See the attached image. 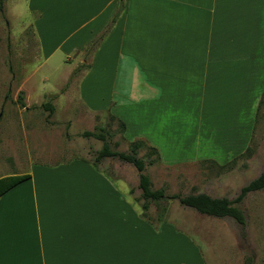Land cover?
<instances>
[{
    "label": "crops",
    "instance_id": "obj_1",
    "mask_svg": "<svg viewBox=\"0 0 264 264\" xmlns=\"http://www.w3.org/2000/svg\"><path fill=\"white\" fill-rule=\"evenodd\" d=\"M29 6L38 17L33 26L47 52L44 64L59 52L73 64L60 76L63 86L78 63L75 53L111 26L69 89L88 113L124 122L125 135L127 113L151 120L157 142L140 134L130 143L146 142L159 161H175L162 162L168 166L225 168L246 156L259 105L248 103L247 87L262 46L263 0H30ZM41 76L44 91L53 77ZM58 87L46 94L58 96ZM68 91L56 99L68 103ZM29 153L16 163L28 170L13 175L30 179L0 197V264H203L191 236L175 228L174 242L166 224L155 230L138 214L117 175L80 161L44 169ZM169 242L179 263L163 258Z\"/></svg>",
    "mask_w": 264,
    "mask_h": 264
},
{
    "label": "rangeland",
    "instance_id": "obj_2",
    "mask_svg": "<svg viewBox=\"0 0 264 264\" xmlns=\"http://www.w3.org/2000/svg\"><path fill=\"white\" fill-rule=\"evenodd\" d=\"M29 4L30 0H7L4 5L7 22L0 13V178L26 172L29 167L19 164L20 161L24 163V156L28 155V151L32 155V164H38L36 167L52 169L72 161H80L95 169L92 163L103 144L94 139H85L81 135L93 131L96 126L116 131L118 122L108 113H88L78 102L77 96L72 95L73 90L69 89L88 68L95 50H90L89 46L75 53L72 62L77 60L78 63L70 82L63 86L60 76L69 72L73 64L65 62L66 56L63 52H59L52 59L49 67L44 64L43 53L47 52L38 45L34 31L36 27L33 26L38 17L30 11ZM262 25V46L256 49V56L253 54L256 58V74L248 76L247 101L249 103L257 99L259 105L246 156L235 166L225 168L202 162L168 166L162 162L175 161H159L146 169L153 190L165 189L168 196L205 193L214 198L234 200L244 186L264 172V0ZM70 49L63 50L68 53ZM54 61L61 62L54 64ZM42 73L53 77L43 87L46 92L39 90L37 85L43 83ZM33 84L36 86L32 88ZM57 87L58 98L62 95L61 92L65 94L69 89L71 100L68 103L53 99V94H46ZM84 91H87L86 85ZM20 93L24 105L28 107L26 111L18 102ZM47 103H51L56 109L53 116L41 108ZM251 109L252 106L249 109L248 105V123L250 114L253 113ZM22 116L25 131L21 123ZM126 116L130 123L129 132L125 138L120 133L116 135L111 144L112 150L128 152L132 138L140 134H145L157 142L154 134L156 128L151 120L142 119L138 113H127ZM146 152L147 150H142L139 157H145ZM18 161L19 164H16ZM99 167L114 178L117 175V179L126 184L129 192L127 194L124 189L123 194L134 201L136 211L142 216L141 203L138 202L141 199V190L138 188L137 170L116 159H105ZM164 206L167 208L165 224L172 232L167 236L176 242L173 234L175 228L191 236L200 247L203 264H264V191L249 194L241 204L240 208L246 217L245 227L230 218L217 219L200 215L181 206L176 200H169ZM157 215L155 206L146 215L154 229L161 225L157 222ZM163 250V258L179 263L174 243H167Z\"/></svg>",
    "mask_w": 264,
    "mask_h": 264
},
{
    "label": "trees",
    "instance_id": "obj_3",
    "mask_svg": "<svg viewBox=\"0 0 264 264\" xmlns=\"http://www.w3.org/2000/svg\"><path fill=\"white\" fill-rule=\"evenodd\" d=\"M6 1L7 0H0V13L4 20V5ZM115 20L116 17L114 18L113 23H115ZM5 22L7 21L5 20ZM110 28L111 26H109L101 36L91 43L90 50H96L98 48L109 33ZM57 97L58 96L55 95L53 96V99H56ZM18 102L22 107H25L22 93H20L18 97ZM43 108L51 114L55 112V107L51 103L44 104ZM112 119L118 122V129L116 131H110L96 126L93 131L84 132L81 137L85 139H94L103 144L102 149L97 152L94 162L92 163L95 168H98L105 159H116L121 163L132 165L137 170L139 174L138 188L141 190V199L138 200V202L141 203L140 207L143 214L142 216L146 221H149L146 218L147 213L152 206H155L158 212L157 222L160 224L167 223V208L164 206V203L169 200H176L181 206L191 209L200 215L217 219L230 218L242 227L246 226V217L240 206L249 194L264 191V172L257 179L245 186L241 190L239 196L234 200H229L228 198H213L207 194H177L168 196L165 189L153 190L151 180L149 176L146 175V169L148 167H152L159 163L158 150L148 146L144 141L131 143L128 152H117L112 150L111 144L116 135L119 133L125 135L126 132V125L124 122L113 116ZM142 150H147V152L145 157L140 158L139 155ZM29 179V175H11L0 178V197Z\"/></svg>",
    "mask_w": 264,
    "mask_h": 264
}]
</instances>
